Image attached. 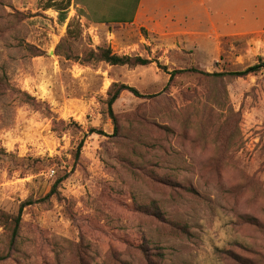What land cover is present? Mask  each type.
I'll use <instances>...</instances> for the list:
<instances>
[{
    "label": "rangeland",
    "instance_id": "obj_1",
    "mask_svg": "<svg viewBox=\"0 0 264 264\" xmlns=\"http://www.w3.org/2000/svg\"><path fill=\"white\" fill-rule=\"evenodd\" d=\"M227 1L0 0V264H264V71L207 77L264 62V0Z\"/></svg>",
    "mask_w": 264,
    "mask_h": 264
},
{
    "label": "trees",
    "instance_id": "obj_2",
    "mask_svg": "<svg viewBox=\"0 0 264 264\" xmlns=\"http://www.w3.org/2000/svg\"><path fill=\"white\" fill-rule=\"evenodd\" d=\"M70 3H71V0H49V3L46 4L45 9L53 8L56 11L60 12V11H64V10L68 9L70 6ZM69 35H70V31L68 29L67 36L69 37ZM62 42H64V40H62ZM60 45L57 46L56 51L58 50ZM66 58L69 60L72 59L74 61H78L80 64L90 63L92 61H99V62H104V63L112 65V66H123V65L131 66V67H133V66H146V65L151 63L150 61L144 60L141 58H129L126 56L120 57V56L113 54L109 49H98L96 52L88 51L84 55L83 59H79V58L71 56L69 54L66 55ZM162 69H165V68H162ZM261 71H264V62L263 61H259L257 64L249 66L242 71L210 74V76H207V77L220 78V77H224V75H226L228 77H233V78H244L248 75H255L256 73H259ZM183 72L184 71H173V72L169 73L170 80L173 79L174 75L180 74ZM195 72L199 73V74L209 75V74H206V73L200 72V71H195ZM122 92H128L131 95H133L134 97H142V95L136 89L129 87L125 84L115 83L110 87V89L107 92L106 107H107L108 118L112 121L114 129L116 126H115V117L113 114L112 106L117 101V99L119 98V96ZM88 133L89 134L95 133L98 135H103L102 132L96 131V130H89ZM83 144H84V139L83 138L79 139L76 146H75V150L73 153V159L75 161H77L79 159ZM62 179L63 178H59L58 180H56L53 187L55 188V186L59 185V183L61 182Z\"/></svg>",
    "mask_w": 264,
    "mask_h": 264
},
{
    "label": "crops",
    "instance_id": "obj_3",
    "mask_svg": "<svg viewBox=\"0 0 264 264\" xmlns=\"http://www.w3.org/2000/svg\"><path fill=\"white\" fill-rule=\"evenodd\" d=\"M144 0H138V5H137V8L136 10L134 11V13L132 14V17L130 18V23H139L141 24L142 22H145L146 24V27H148V23H152L150 25V27H153L155 25H164L165 23H168V24H172L171 20L172 19H169V20H166L165 19V16L164 14H162L161 11L157 12V9L160 7V6H165L161 3H158L157 5H155L154 8H150L148 9V11L146 10L147 8H144L143 7V4L145 5L146 3L143 2ZM149 1V0H148ZM201 1V0H199ZM235 2V3H230V2ZM246 1H251V6L248 7V11H249V15L250 16H253L252 14H254V17L255 19L256 18H261L262 14L260 13L261 12V7H262V10H263V14H264V5L259 7L258 10L255 8L258 4H255V2H253L252 0H246ZM151 2V1H150ZM192 7V4L189 5V7H187L188 9H190ZM240 9V5L239 3L236 2V0H228L227 1V5L225 6L224 8V12L223 14L224 15H228V16H236L238 14V11ZM162 14V15H161ZM206 15H208L206 13ZM129 20V19H128ZM150 21V22H147V21ZM153 22H156L155 25L153 24ZM175 33L177 34H181V33H189L187 31H183V30H180V29H176L175 28ZM264 34V27H261V28H256V29H253L249 32H245V34H240L239 36H245V37H248V36H253L254 35V38L258 41H260L261 43H264L263 39H262V35Z\"/></svg>",
    "mask_w": 264,
    "mask_h": 264
}]
</instances>
